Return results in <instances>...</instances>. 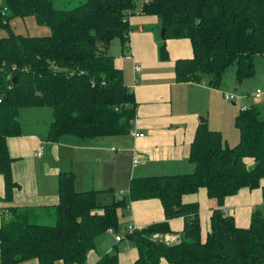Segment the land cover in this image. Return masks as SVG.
Listing matches in <instances>:
<instances>
[{"label": "trees", "instance_id": "obj_1", "mask_svg": "<svg viewBox=\"0 0 264 264\" xmlns=\"http://www.w3.org/2000/svg\"><path fill=\"white\" fill-rule=\"evenodd\" d=\"M55 0H1L0 4V176L4 200L11 201L13 181L7 139L22 135L20 112L47 109L51 122L47 142L62 137L99 140L127 136L135 117L134 93L124 82L107 49L119 39L129 50V17L136 12L156 17L165 28L158 53L168 59L165 42L187 39L191 59L174 66L179 83L201 82L219 88L226 70L235 64L240 85L255 75L254 58L264 63V0H84L70 10H58ZM32 20L42 35L18 34L13 21ZM264 109V105H263ZM253 105L234 119L239 142L229 147L205 122L190 144V174L133 177L128 200L157 199L165 220L130 233L136 251L133 264H264V212L251 214L248 228L235 226L220 208L241 189L261 190L264 203V120ZM41 153H42V148ZM37 156V154H36ZM41 156V154H40ZM37 156V157H40ZM252 159L247 167L244 160ZM72 171L58 174V202L38 222L34 209L0 207V264L36 260L38 264H85L95 240L117 232V210L127 198L98 202V191L78 192ZM204 188L217 201L210 231L202 239L197 204L182 197ZM111 192V191H107ZM183 219L179 240L169 243V221ZM53 225V226H52ZM116 251L96 264H117Z\"/></svg>", "mask_w": 264, "mask_h": 264}, {"label": "crops", "instance_id": "obj_2", "mask_svg": "<svg viewBox=\"0 0 264 264\" xmlns=\"http://www.w3.org/2000/svg\"><path fill=\"white\" fill-rule=\"evenodd\" d=\"M128 22L131 28L129 50L125 51L128 65L124 61L122 47L120 55L111 56L115 67L122 72L125 86L134 93L135 117L132 131L144 136L134 138L130 133L116 137L117 140H79L65 136L58 143L51 144L46 140L51 122L50 111L23 110L20 112L22 135L7 139L8 152L12 158V178L18 185L10 202L3 199L4 187L0 176V207L34 209L41 224L51 222L46 214L50 215L51 209L57 205L56 181L61 172L72 171L75 174L76 191H98L97 200L102 204L127 198L126 207L117 210L118 230L123 233H105L96 238L95 249L88 253L85 264H96L101 257L114 251L118 255L117 264H133L136 251L125 238L127 229H141L161 223L165 217L157 199L128 200L131 179L192 173L194 167L188 158L197 126L205 122L211 131L221 134L222 140L229 147H234L239 142L234 119L241 108L251 106L250 103L242 102L237 110V102H229L230 105L227 103L223 90L231 89V83L224 87L225 82L222 81L220 87L214 89L208 87L204 79L196 83L177 82L174 66L178 60L192 58L190 42L187 39L166 40L168 59L161 60L158 49L163 40L160 38L158 19L138 11L129 17ZM13 23H18L15 29L20 28L25 34L45 33L32 20ZM31 28L36 30L30 33ZM4 35L0 31V37ZM135 66L140 67L138 73L134 72ZM42 118L48 122L41 123ZM25 121H28L27 126H24ZM40 148L42 153L37 157L36 151ZM134 159L138 160L135 167ZM244 162L247 167L253 165L252 159H245ZM260 187H264V178ZM182 202L198 205L201 236L205 239L210 231L212 210L218 208L217 201L208 198L206 190L200 188L194 194L183 196ZM220 210L233 218L237 228H248L251 214L256 210L264 212L261 190L241 189L236 195L226 198ZM168 224L172 235H166L164 239L171 244L178 242L183 219L174 218ZM118 235L122 237L120 241L115 239ZM101 238L106 241L110 238L113 243L111 248ZM19 264L38 262L32 259ZM162 264H166L165 261Z\"/></svg>", "mask_w": 264, "mask_h": 264}, {"label": "rangeland", "instance_id": "obj_3", "mask_svg": "<svg viewBox=\"0 0 264 264\" xmlns=\"http://www.w3.org/2000/svg\"><path fill=\"white\" fill-rule=\"evenodd\" d=\"M83 2H84V0H55L53 2V6H54L55 9H58V10H70V9H73V8L79 6ZM0 4H1V0H0ZM17 24L18 23H15V24L13 23L12 24L13 27H14L15 32L16 33L25 34V31H22V29H20V28H16L15 29ZM41 29H43V28H41ZM33 30H36V29H33V28L29 29L30 33L34 32ZM121 47H122V45H121L120 40L119 39H114L110 43V46L108 48V54L109 55H112V54L120 55ZM123 55L125 57L124 61H125L126 65H128V60H126V58H128L127 57V53L124 51ZM254 62H255V70H256L255 71V75L252 78H250V79L244 80L240 85H237L236 82H235V77L234 76H235L236 66H235V64H232L226 70V72L224 73L223 78H222V81L225 82L223 84V86L225 87V85H229L231 83L232 88L228 89V90H223V93L225 95H235L236 97H238L237 100H236V102H237L236 103L237 110H239V107L242 104V102L245 103V104L250 103V105L255 106L260 111V116H259L260 119L264 120V109H263V105H264V63H263L262 59L259 56L254 58ZM203 79L207 83V81L210 79V76L204 75ZM234 84H235V86H234ZM257 88L262 91V95H261V97L259 99L254 100L252 95L257 90ZM234 89H236L237 91H234ZM227 103L230 105L229 102H227ZM233 108L234 107H232V109ZM233 110H236V109L234 108ZM36 111H38V110H36ZM41 120H42L41 123H43V122L47 123L48 122V121H46L43 118ZM27 122L28 121L24 122V126H27V124H28ZM117 139L118 138H114L113 140H117ZM124 190L127 191V189H124ZM124 195L126 196L127 193H124ZM118 232L123 233V231H120V230H118ZM119 237L122 238L121 236H119ZM101 240L104 242V244L109 245L110 248L113 245V243L111 244L110 238L107 241L103 240V238H101ZM126 244H127V242L125 241V245Z\"/></svg>", "mask_w": 264, "mask_h": 264}, {"label": "built area", "instance_id": "obj_4", "mask_svg": "<svg viewBox=\"0 0 264 264\" xmlns=\"http://www.w3.org/2000/svg\"><path fill=\"white\" fill-rule=\"evenodd\" d=\"M128 45H129V44H128ZM139 71H140V67L135 66V67H134V72H135V73H138ZM261 95H262V91L259 90V89H257V90L253 93L252 97H253L254 100H257V99H259V98L261 97ZM237 98H238V97H236L235 95H224V99H225L226 101H228V102H232V103H235L236 100H237ZM248 108H249V107H243V108H241V111H245V110H247ZM133 121H134V120H133ZM132 124H133V122H132ZM131 134H133L134 138H142V137L144 136L143 134H141V133H137V132L132 131V130H131ZM112 150H114V149H112ZM36 154H37V156H40V154H41V149H38V150L36 151ZM137 163H138V160H137V159H134V160H133V166L135 167V165H136ZM135 230H137V229H136V228L129 227V228L127 229V232L130 233V232L135 231ZM106 233H108V234H114L113 230H111V229L107 230ZM115 239H116V241H120V240H121V238H120L119 236H115Z\"/></svg>", "mask_w": 264, "mask_h": 264}, {"label": "water", "instance_id": "obj_5", "mask_svg": "<svg viewBox=\"0 0 264 264\" xmlns=\"http://www.w3.org/2000/svg\"><path fill=\"white\" fill-rule=\"evenodd\" d=\"M165 32H166L165 28L162 27L161 30H160V38H161V40L165 39ZM235 91H237V90L235 89ZM178 240H179V238H178Z\"/></svg>", "mask_w": 264, "mask_h": 264}]
</instances>
